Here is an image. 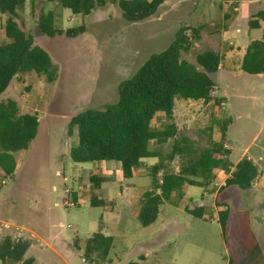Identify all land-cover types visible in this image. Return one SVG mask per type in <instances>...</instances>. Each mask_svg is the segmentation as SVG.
<instances>
[{
  "label": "rangeland",
  "instance_id": "1",
  "mask_svg": "<svg viewBox=\"0 0 264 264\" xmlns=\"http://www.w3.org/2000/svg\"><path fill=\"white\" fill-rule=\"evenodd\" d=\"M47 9L46 0H26V9L17 21L50 54L58 68L57 79L49 83L35 72L21 74L0 96V102H17L20 114L39 118L38 133L29 149L15 154L18 167L14 176L0 179V243L9 237L30 236L19 225L29 226L35 219L51 222L56 235L58 255L47 251L44 259L48 264H128L144 256L147 264H226L232 237L248 212L252 231L259 235L264 250V192L259 194V186L223 188L211 184L213 179L204 183V193L202 186H187L191 202L185 200L181 206L164 203L157 221L143 227L132 216V209L151 187V167L137 168L136 176L124 178L119 162L93 166L73 162L69 154L77 144L76 133L69 130L72 117L116 103L120 83L131 78L151 55L168 48L179 30L186 29L193 35V44L182 54L184 60L197 64V55L208 50L220 53L223 60L214 75L217 87L211 104L176 99L178 137L189 138L201 152L212 140L221 139V126L215 123L219 119L228 125L224 148L230 151L231 169L239 158L252 155L264 145V76L245 73L241 63L247 46L262 38V29L251 30L249 22L264 10V0H166L154 15L140 22L127 21L117 0H106L103 7L86 16L64 9L65 29L85 27L76 38L41 33L35 21ZM160 121L165 117L155 119L153 127ZM173 142L151 141L149 149L167 153ZM248 147L251 151L246 152ZM259 159L257 166L263 175L264 154ZM157 160L147 159L151 163ZM184 163L186 157L177 156L165 164L166 170L178 172ZM220 169L224 172H219V182L229 174ZM92 174L101 179V191L96 193L104 200L100 206L90 202ZM67 188L72 194L66 193ZM69 199L73 206H65ZM204 202V218L184 210L198 211ZM227 208L231 216L223 233L219 213ZM5 223L9 226L4 227ZM99 231L114 238L109 260L84 262V243Z\"/></svg>",
  "mask_w": 264,
  "mask_h": 264
},
{
  "label": "trees",
  "instance_id": "2",
  "mask_svg": "<svg viewBox=\"0 0 264 264\" xmlns=\"http://www.w3.org/2000/svg\"><path fill=\"white\" fill-rule=\"evenodd\" d=\"M48 9L36 19L38 30L49 37L56 35L76 38L85 31L84 26L64 28L63 12L69 9L74 15H89L103 7L106 0H46ZM123 17L129 22H140L154 15L166 0H117ZM231 0H223L228 2ZM237 1V0H233ZM26 9V0H0V96L11 82L21 74L35 72L45 76L47 82L58 77V68L50 54L35 43L34 37L26 33L18 19ZM3 18H5L3 20ZM251 30L262 29V38L252 41L242 59L241 69L250 75L264 74V10L250 20ZM186 29L178 31L174 41L160 53L150 58L129 79L119 85L116 103L101 109H87L72 117L70 132L77 135V144L69 151L76 163H98L116 161L121 164L124 178H131L134 170L141 167L145 158H158L151 167V187L144 192L132 209L143 227L156 222L160 207L164 203L179 206L185 197L186 186H204L212 179L216 168L231 172L228 164L230 151L224 148L227 136V121L215 119L221 126V140L211 141L210 147L197 152L189 138L178 137L174 119L176 99L203 101L214 100L212 92L217 87L214 75L219 71L223 56L213 50L197 55V64L182 58L193 42ZM197 32V31H196ZM160 115L165 121L158 127L153 122ZM39 118L36 114H20L17 102H0V179L14 176L17 168L15 154L29 149L36 138ZM173 139L170 152L163 153L149 149V143L160 144ZM177 156L186 157V163L178 172H168L167 162ZM163 171V174L160 173ZM260 170L253 162L244 158L235 166L225 181L226 187L241 190L252 188ZM94 190H101V179L89 177ZM73 197H77L73 194ZM104 200L91 197L92 206H100ZM220 204V203H219ZM222 204V203H221ZM220 204V205H221ZM186 211L197 218H203L202 209ZM231 211H220L219 222L225 233ZM231 257L228 264H264L263 248L251 228L248 212L242 217L232 237ZM114 238L102 231L95 232L84 243V256L88 262H106L113 247ZM31 241L24 238H6L0 243V261L33 264L26 258ZM147 264L141 257L139 262Z\"/></svg>",
  "mask_w": 264,
  "mask_h": 264
},
{
  "label": "crops",
  "instance_id": "3",
  "mask_svg": "<svg viewBox=\"0 0 264 264\" xmlns=\"http://www.w3.org/2000/svg\"><path fill=\"white\" fill-rule=\"evenodd\" d=\"M256 40H259V39H256ZM254 41V40H253ZM249 46V45H248ZM247 46V47H248ZM244 54H245V51L242 53V58H243V56H244ZM259 76H264V74H260ZM192 101H194V100H187V101H185L186 103H190V102H192ZM194 102H200V101H194ZM203 102V101H202ZM212 102V101H211ZM211 102H209V103H205V104H211ZM165 117L164 115H160L159 117ZM158 117V118H159ZM217 120H219V119H217ZM155 121V120H154ZM161 124V121L159 122V124H158V126ZM157 126V127H158ZM228 131V130H227ZM227 137V136H226ZM221 140V139H220ZM219 140V141H220ZM214 141V140H213ZM226 141V140H225ZM227 141H229L228 139H227ZM218 142V141H217ZM251 148L252 147H248L247 148V150H246V152H248V151H251ZM229 149L231 150V154H232V149H231V144H230V147H229ZM261 154H264V145L262 146V145H260L257 149H254L253 150V154L252 155H247V159L248 160H250V161H253L254 162V164L255 165H257V160H260L259 159V156L261 155ZM16 156V155H15ZM242 158V157H241ZM241 158H239V160H237V162H239L240 161V159ZM147 159H150V158H145V159H143L142 160V165H141V167H139V168H145V166H147V167H152L153 165H155L157 162H158V160L157 161H155V162H149V161H147ZM156 159H158V158H156ZM17 160V159H16ZM237 162H236V164H237ZM102 163H106V162H98V163H93L94 165L93 166H97L98 164H102ZM235 164V165H236ZM119 166H120V168H121V165L119 164ZM17 167H18V165H17ZM16 170H17V168H16ZM234 171V167L231 169V172H229V174H227L225 177H223V179L221 180V182H219V181H216V180H218V174H219V172H224L223 170H221L220 168H216V169H214V171H213V173H212V181H213V183H211V184H215V185H218V184H220V186H224L225 185V181L231 176V174H232V172ZM16 172V171H15ZM136 172L137 171H135L134 170V175H133V177L134 176H136ZM92 175H95V174H92ZM91 175V176H92ZM98 176V175H97ZM221 177V176H220ZM219 177V178H220ZM256 186H259V188L257 189V191L259 192V194H260V192H264V174L263 175H259V177L255 180V183H253V186L252 187H255L256 188ZM186 188H187V186L185 187V197L183 198V200L181 201V203L183 202V201H185V200H188V201H192V196H190V195H188L187 194V192H186ZM209 188V187H208ZM202 189H203V193H204V190H206L207 189V187H205V185L204 186H202ZM254 190H256V189H254ZM101 191V190H100ZM100 191H95V190H92V196H93V194H96V193H98V192H100ZM216 193H218V192H216ZM75 194H77L76 192H75ZM142 197V196H141ZM140 197V198H141ZM140 198H139V200H140ZM138 200V201H139ZM204 200V199H203ZM138 201H137V203H138ZM205 201V200H204ZM91 202V201H90ZM207 203L206 202H204L203 204H201V206H200V209H202L203 207H205V205H206ZM173 206H175V205H173ZM179 206H181V205H179ZM161 208V207H160ZM185 211H186V209H184ZM190 210H193V209H190ZM202 211L204 212V209H202ZM187 212V211H186ZM160 213V212H159ZM188 213V212H187ZM190 214V213H189ZM206 216V213L204 212V216H203V218ZM159 217V216H158ZM158 219V218H157ZM157 221V220H156ZM32 223V224H31ZM154 224V223H153ZM23 230H25V232H27V233H29L30 234V236H28V235H25V237H23L24 239H26V240H30L31 241V247L29 248V250L27 251V253H26V255L28 256V255H31V257H27L26 256V258H31V259H33L34 260V263L33 264H48L46 261H45V259H44V257L46 256V254H48L49 252H47V251H51L53 254H57L58 255V250H57V248L55 247V243H56V235L54 234V232H53V230L50 228V226H51V222H39V221H36L35 222V219L33 220V222H30V224H29V226H22V225H19ZM257 237V239H258V241L261 243V241L259 240L260 239V237H259V235H257L256 236ZM77 243H76V246L77 247H79V244H78V241H76ZM262 245V244H261ZM262 248H263V246H262ZM264 251V250H263ZM35 253L37 254V255H35ZM49 255V254H48ZM144 258H145V256H144ZM108 260H109V257H108ZM107 260V261H108ZM7 262H9V264H10V261H6V263ZM229 263V261L226 263V264H228ZM8 264V263H7Z\"/></svg>",
  "mask_w": 264,
  "mask_h": 264
},
{
  "label": "built area",
  "instance_id": "4",
  "mask_svg": "<svg viewBox=\"0 0 264 264\" xmlns=\"http://www.w3.org/2000/svg\"><path fill=\"white\" fill-rule=\"evenodd\" d=\"M235 9L238 10L237 8H235ZM66 193H67L68 195L72 194L71 189L67 188V189H66ZM64 204H65V206H68V207L74 205L73 202H70V199H69V200H66V201L64 202ZM8 226H9V225H8L7 223L4 224V227H8ZM83 261L85 262V259H83Z\"/></svg>",
  "mask_w": 264,
  "mask_h": 264
}]
</instances>
